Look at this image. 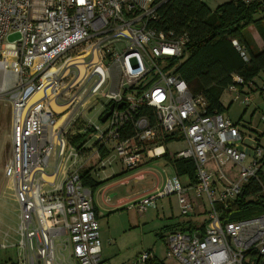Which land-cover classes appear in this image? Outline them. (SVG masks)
Masks as SVG:
<instances>
[{
    "label": "built area",
    "instance_id": "obj_1",
    "mask_svg": "<svg viewBox=\"0 0 264 264\" xmlns=\"http://www.w3.org/2000/svg\"><path fill=\"white\" fill-rule=\"evenodd\" d=\"M161 1L0 0V99L9 106L11 128L3 170L19 218L0 248H16L13 264H99V220L84 169L116 165L127 172L166 153L192 159L199 182L176 190L166 182L132 207L143 214L155 197L174 193L183 216L194 213V197L204 193L209 204L204 228L167 234L166 258L243 264L248 251L264 257V212L223 223L217 207L258 178L264 145L223 113L207 114L205 98L177 73L171 61L188 38L151 27ZM256 1L264 6V0H242ZM232 43L247 59L238 41ZM246 86L259 89L254 82ZM228 90L234 101L250 99L236 85ZM165 138H182L187 147L166 151ZM218 152L237 173L222 167ZM155 257L148 250L131 264Z\"/></svg>",
    "mask_w": 264,
    "mask_h": 264
},
{
    "label": "trees",
    "instance_id": "obj_2",
    "mask_svg": "<svg viewBox=\"0 0 264 264\" xmlns=\"http://www.w3.org/2000/svg\"><path fill=\"white\" fill-rule=\"evenodd\" d=\"M261 4L260 1L246 4L242 0H228L210 8L202 0H163L156 9L157 19L150 24L151 27L167 36L188 38L183 54L171 63L176 65L177 73L186 81L190 91L205 98L207 114L224 113L226 108H230L231 105H223L221 97L230 85H236L243 93H247L250 91L247 83H255L256 78H261L264 73V47H258L249 32V27H254L264 44V6ZM234 39L245 49L247 59L242 58L240 50L233 45ZM236 77L241 81L235 80ZM259 90L264 91V85ZM127 127L128 134L131 135L132 128ZM165 140L168 142L171 138ZM163 156L172 163L177 176L188 177L189 185L199 182L192 159L170 158L167 153ZM262 160L258 178H253L244 185V191L226 206L217 204L223 223L254 217L264 212V159ZM125 172L121 171L120 174ZM82 182L92 191L105 183L104 180H97L89 168L84 169ZM195 225L196 222L188 219L179 222L172 229L191 232L197 228ZM203 225L199 227L204 228ZM263 261V256L248 251L243 264H263ZM151 264L164 262L155 257Z\"/></svg>",
    "mask_w": 264,
    "mask_h": 264
},
{
    "label": "rangeland",
    "instance_id": "obj_3",
    "mask_svg": "<svg viewBox=\"0 0 264 264\" xmlns=\"http://www.w3.org/2000/svg\"><path fill=\"white\" fill-rule=\"evenodd\" d=\"M204 1L208 7L215 8L228 0ZM250 29L252 33H256V38L259 37L254 27ZM261 43L263 42H260V44ZM255 83L259 88L262 87L264 85V77L257 78ZM247 94L250 99L247 103H243L241 100H232L234 94L229 90L225 91L223 96H221L223 105L226 107L229 105L231 106L228 109L226 108L223 114L236 122H238V120L242 122L238 125L249 132L251 137H257L260 136L258 133L264 130V122L260 121L264 113V91L261 92L259 89L250 90ZM9 117V106L0 99V240H2L4 236L3 233L6 231H11L12 234L14 233L18 225L17 220H19L18 203L15 202L14 196H12L13 191L11 184L8 182L9 180L5 176L3 170L10 156L9 143L11 128ZM95 121V124L101 125V127L104 126L102 122L98 120ZM258 123L259 125L257 126ZM259 139L264 145L263 137L260 136ZM186 147V142L182 138L171 139L164 143V148L166 151L170 152H177ZM217 155L222 167L226 171L238 172V168L235 167L230 159L222 155L221 152H218ZM169 162L170 161L165 156L151 158L137 170H129L124 174L122 173L115 177H111L108 181L124 178L142 169H149L151 172L147 173L143 180L131 179L129 184L118 186L117 191L119 195H123L124 193L133 194L142 189H150V187L156 184L157 177L159 178V182L157 183L158 188H163L166 182H169L171 189L176 190V188L187 183L189 180L187 176H177L174 166ZM208 169H213V172H216V168L212 167V164H209ZM119 173H121L120 168L114 165V167H110L105 172H100L99 176H96V178L97 180L101 178L105 179L108 174L112 176ZM151 195H157V191H153L149 196ZM206 199L204 193L200 197H194L193 201L196 204L195 210L194 213L188 216L179 214L180 208L177 202V193L155 197V199L148 202L146 205V212L141 216L136 213L135 208V210H128V206L121 210L114 211L109 219L107 218L109 213H106L99 219L100 244H102V261L99 264H131L141 253L148 250H151L155 256L161 259L165 256L163 259L165 264H177L175 261L166 258L165 239L169 233L168 230L163 231L164 237H159L158 233L161 231V227L171 223L173 218L181 221L191 217H194L195 220H205V212L209 207ZM199 204L202 209L198 208ZM15 259H17L16 248H0V264H12L16 261Z\"/></svg>",
    "mask_w": 264,
    "mask_h": 264
},
{
    "label": "crops",
    "instance_id": "obj_4",
    "mask_svg": "<svg viewBox=\"0 0 264 264\" xmlns=\"http://www.w3.org/2000/svg\"><path fill=\"white\" fill-rule=\"evenodd\" d=\"M252 27V26H251ZM249 27V32L252 34V37L255 41V44L258 45V47L260 48H263L264 47V44L260 42H263L261 36L259 35L258 31L257 34L259 37L256 38V33H252L250 30ZM262 77H264V73L262 74ZM257 79V78H256ZM248 93V92H247ZM233 100V99H232ZM233 102V101H231ZM230 118V117H229ZM231 119V118H230ZM232 120V119H231ZM243 121V120H242ZM232 122L236 123V124H239V123H242V122H236L234 120H232ZM259 125V123L257 124V126ZM238 127L242 130V132L245 134V135H250L251 134L249 132H247L246 130L242 129L239 125ZM256 129V128H254ZM256 131V130H255ZM260 134L261 137H263L264 139V130L261 131V133H258ZM260 136H257V137H260ZM116 166V165H115ZM111 167V166H110ZM109 167V168H110ZM112 167H114V165H112ZM111 167V168H112ZM118 167V166H117ZM109 168H106L105 170H99L97 173L96 172H92V174L96 177V176H99V173H103L105 172L107 169ZM137 170V169H136ZM263 170H264V167H263ZM151 172L149 169H142V170H139V171H136L134 172L132 175H128V176H125L124 178H119V179H116V180H113V181H108L109 179H111V177H115L117 175H120L119 174H114L111 176V174H108L107 175V178L105 179H100V181H105V183H103L100 187H98L96 190L94 191H90L92 192V200H93V205L95 206V209H96V212H97V215H98V220L100 219V217L104 216L106 213L108 214L109 213V216H107V218L109 219L110 216L113 214L114 211H118V210H121L123 209L124 207L128 206V210L130 209H133L135 210L132 205L133 203H136L138 202L140 199H143L144 197L146 196H149L150 194H152V192L154 191V188L157 186V182L154 186L147 188V189H142L136 193H133V194H123V195H119L118 191H117V187L118 186H121V185H127L130 183L131 179H137V180H143L144 179V176ZM104 178V177H103ZM189 184V181L183 185H188ZM179 203V202H178ZM180 208V207H179ZM198 208L202 209L201 205L199 204ZM137 214H139V216L143 215V214H140L137 210H135ZM146 212V211H145ZM180 214V213H179ZM173 218V217H172ZM174 219V218H173ZM172 219V222L169 223V224H166L164 225L163 227H161V231L158 233L159 237H164L163 235V231L164 230H168V232L170 231H173V230H176V229H172V227H175L179 222H181V220H178V219ZM194 222L197 223V225H195V227L199 228V226L203 225V223L205 222V220L203 219V221L201 222L200 220H195L194 217L192 218H188ZM188 219H185V220H182V221H188ZM201 222V223H200ZM166 249H167V246H166ZM166 249H165V252H166ZM156 258L160 261H163L164 264H165V261L163 260L165 258H160V257H157ZM102 261V260H101ZM100 261V262H101ZM13 264V263H12ZM167 264V263H166Z\"/></svg>",
    "mask_w": 264,
    "mask_h": 264
},
{
    "label": "water",
    "instance_id": "obj_5",
    "mask_svg": "<svg viewBox=\"0 0 264 264\" xmlns=\"http://www.w3.org/2000/svg\"><path fill=\"white\" fill-rule=\"evenodd\" d=\"M113 105L110 106V110L104 114V116L102 117V121L106 120V118L108 117V114L111 112V109H112ZM264 264V261L262 262Z\"/></svg>",
    "mask_w": 264,
    "mask_h": 264
}]
</instances>
